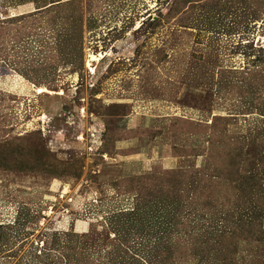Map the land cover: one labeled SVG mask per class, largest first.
<instances>
[{"label":"rangeland","instance_id":"1","mask_svg":"<svg viewBox=\"0 0 264 264\" xmlns=\"http://www.w3.org/2000/svg\"><path fill=\"white\" fill-rule=\"evenodd\" d=\"M0 264H264V0H0Z\"/></svg>","mask_w":264,"mask_h":264},{"label":"bare ground","instance_id":"2","mask_svg":"<svg viewBox=\"0 0 264 264\" xmlns=\"http://www.w3.org/2000/svg\"><path fill=\"white\" fill-rule=\"evenodd\" d=\"M92 58V57H91Z\"/></svg>","mask_w":264,"mask_h":264}]
</instances>
